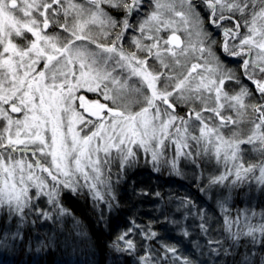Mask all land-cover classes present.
Returning <instances> with one entry per match:
<instances>
[{
    "label": "snow or ice",
    "instance_id": "1",
    "mask_svg": "<svg viewBox=\"0 0 264 264\" xmlns=\"http://www.w3.org/2000/svg\"><path fill=\"white\" fill-rule=\"evenodd\" d=\"M141 160L219 212L133 187L159 215L130 218L115 252L264 264V0H0V264L34 239L47 264L33 229L71 216L66 196L118 209ZM75 236L87 246L78 222Z\"/></svg>",
    "mask_w": 264,
    "mask_h": 264
},
{
    "label": "trees",
    "instance_id": "2",
    "mask_svg": "<svg viewBox=\"0 0 264 264\" xmlns=\"http://www.w3.org/2000/svg\"><path fill=\"white\" fill-rule=\"evenodd\" d=\"M140 172H143V170L140 169ZM145 172L146 171L143 173L145 174ZM161 178V181L165 182L166 178L165 180L164 177ZM148 179L149 182L141 184L136 181L135 178V184L133 182L132 186L129 185V189H131L132 193L128 190L121 193L119 192L117 199L121 206L118 209L110 211L111 213L105 215L103 219L100 217V211L92 207L90 200H74L70 196L64 197L65 206L71 211L72 215L63 218L62 223L58 222L53 225L52 221H45L42 227L33 229V236L38 235L42 240L46 242L50 241L49 246L54 249V251L46 257L47 264H60L62 259L71 254L73 242L77 244L76 253L72 256L74 264H133L131 258L127 257L125 254L115 252L110 245L115 237L129 226V220L133 216L138 223L146 224L149 219L159 215L156 211L157 204L159 203L154 201V198H150L151 196L141 197L145 199L144 202L146 203L140 205L138 196L133 191V187H135L137 191L144 188L146 190L150 189L153 192L156 190L165 192V183L152 181L150 178ZM171 181L178 183L177 186L183 183L184 185L186 184L182 181L178 182L179 180L177 181V179H172ZM255 197L256 204L260 199L258 192ZM160 218L163 219V217ZM77 222L79 223L80 230L88 234L89 242L87 246L76 240L75 229L77 227ZM156 230L163 231L159 226H156ZM166 236L169 238L170 243L180 239V237L176 235L175 229H170L166 233ZM136 239H139V237H136ZM66 240L68 241L67 248L64 247ZM201 242L203 243V240ZM38 246V242L34 239L31 242L30 248L22 247L20 249V254L17 258L15 257V260L20 262L21 259L25 260L26 257L25 261L30 264H44V254L36 252ZM184 246H187V241H185ZM10 259L12 258L10 257ZM15 260L14 264H16Z\"/></svg>",
    "mask_w": 264,
    "mask_h": 264
},
{
    "label": "rangeland",
    "instance_id": "3",
    "mask_svg": "<svg viewBox=\"0 0 264 264\" xmlns=\"http://www.w3.org/2000/svg\"><path fill=\"white\" fill-rule=\"evenodd\" d=\"M88 95L90 97L94 98V94H88ZM140 169L143 170V172L146 171L147 173L145 172V174H144L143 172H140ZM114 171H115V169H114ZM156 176H157V174L152 173L150 171V168L144 166V161L141 160L138 167L128 170V173H127V176L125 177V179L116 187V195H118L119 192L120 193L121 192H125V190H128L130 193H132L131 189H129L130 188L129 185L132 186L133 182H136V181H138L141 184L142 183L146 184L147 182H149L148 178H150V180H152V181H158L160 183H165L166 184V190H165V192H163L166 195L169 192H176L178 194L180 193L179 195H181V196H183L185 194L191 195L194 199L197 198V197H201V199L206 202V203H201V200L197 199L196 202L198 204H200L201 207H207V204L211 203L212 204V208L215 209V202L214 201H207V197L203 196L202 194H200L197 191V187H196V185H195V183L193 181H191V180H180L179 178H174V179H177V181L179 180L178 182L182 181V182L186 183L185 185L183 183V184H180V186H177L178 183H176V182H172L171 180H168V182L166 183L164 181H161L162 178L156 179ZM135 178H136V181H135ZM165 178H166V176H164V180H165ZM113 180L115 181V177H113ZM132 180H134V181H132ZM256 193H255V196H256ZM150 198H153V197L151 196ZM255 199L253 200V204H255ZM138 200H139V204L140 205H143V204L146 203V202H144L145 199H143L141 197H138ZM154 201H157L158 203H160V201H158L156 199ZM238 206H242V205H238ZM101 209L103 210L104 217H105V215H108L109 213H111L108 210L106 205H103V204L100 205V208L98 209V211H100ZM256 210L260 211V209H258V208ZM215 211L217 213L219 212L218 209H215ZM16 258H17V256H16ZM25 260H26V257H25ZM25 260L21 259L20 262H17V260H15L16 261L15 263L16 264H30L29 262H26ZM9 261H11L10 257H9ZM9 261H6V264H9Z\"/></svg>",
    "mask_w": 264,
    "mask_h": 264
}]
</instances>
